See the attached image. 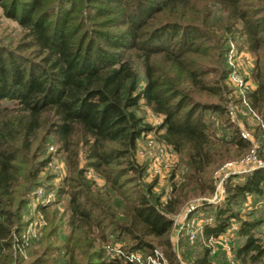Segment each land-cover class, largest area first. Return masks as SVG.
Wrapping results in <instances>:
<instances>
[{
  "label": "trees",
  "instance_id": "obj_1",
  "mask_svg": "<svg viewBox=\"0 0 264 264\" xmlns=\"http://www.w3.org/2000/svg\"><path fill=\"white\" fill-rule=\"evenodd\" d=\"M0 7L18 26L0 44V264H133L105 256L102 245L115 242L125 252L159 245L168 264H179L166 236L173 216L191 196L210 195L213 170L249 147L226 113L229 43L239 40L254 56L246 99L264 114V0H0ZM140 107L159 123H146ZM212 114L220 124L208 120ZM150 131L184 169L163 199L153 181H142L145 167L134 158ZM47 138L67 173L54 200L36 205L43 224L31 248L23 240L32 220H22L24 195L54 178ZM236 176L226 178L220 203L205 204L213 215L200 235L177 240L187 264H230L212 260L209 239L232 221L241 241L231 261L264 264L262 219L231 208L264 193V167Z\"/></svg>",
  "mask_w": 264,
  "mask_h": 264
},
{
  "label": "rangeland",
  "instance_id": "obj_2",
  "mask_svg": "<svg viewBox=\"0 0 264 264\" xmlns=\"http://www.w3.org/2000/svg\"><path fill=\"white\" fill-rule=\"evenodd\" d=\"M17 29H18V26H17L16 22L6 18L3 15L2 8L0 7V44L5 45L6 40H8L10 38L12 39V36L17 31ZM262 35H264V33ZM238 41L239 40H236V42L231 43V45L237 51L236 52L237 58H236L235 69L237 70L238 74L241 77H245L249 81H252L250 73H251V68L253 65L254 56L250 51H248L245 48V44H243V43L241 44ZM226 44H225V46H226ZM225 50H226L225 53H223V57L225 55V64L223 63V65H226V67L228 69V64L226 62L227 49H225ZM141 77H142V75H141V72L139 71L140 81L142 80ZM224 84L227 86L228 90L231 88L227 83L226 77L224 79ZM252 85H253V82H252ZM226 97H228V98L231 97V98H229V101L227 103L223 102L224 104L226 103V106L229 104L236 103V102H233L235 100V98H234V95L232 92H230L229 94H226ZM137 114L143 116L145 122L149 123L152 127L156 126L160 121V116L153 114L146 107H140L139 109H137ZM215 116H216L215 114H212L208 120L210 122H212L213 125L216 126V125L220 124V120L219 119L215 120ZM205 118H207V116H205ZM259 118L263 122L264 121V114H259ZM229 121H230V119H229ZM238 121L240 122L239 123L240 127H242L243 129H246L250 133V135L252 136L253 141L258 144L257 149H255V156H257L262 161H264L263 158H261V156L259 155V150L261 147L260 143H262V141H263V138L261 136V133H262L261 127H259L257 125V122L255 120H253L252 118H250L248 116H247V118H246V116H245V118L239 117ZM230 122H232V121H230ZM233 125L236 128H238L235 123H233ZM263 127H264V125H263ZM227 129L228 128H223V131L225 132V131H227ZM149 141H151V143H149ZM161 145H165V144H163L159 140L156 133H153L151 131L147 132L145 135H143L141 138H139L137 140L134 158H135V162L138 165H143L145 167L144 172L142 174V181L144 183L153 181L154 186H153L152 192L155 195L156 194L163 195L162 196V199H163L168 194V192L170 191V184L173 181L177 182L179 180V176L181 175V173L184 169L179 164L178 157L175 153L173 156L170 155V153H168L169 152L168 149H166V148H165V153H164V149H162L161 152H159L158 148ZM54 148H55V144H54L52 138H47V142L45 144L43 154H47V153L50 154L51 153V158L47 164L46 171H48V173L52 174L54 178L52 179V181H49V184H50L49 187H45L44 185H38L35 187H31L29 189V192L26 195H24V197L27 200V203H26L24 210L22 212V218H23L22 220L31 218L32 219L31 221H34L36 219H39V214L35 210L36 205L37 204H47V203L38 202L35 204L34 199H33L34 198V191L37 190L38 188H41V189H43V192L45 195L52 194L51 200H50V202H52L54 200V197H55L53 187L58 185L59 180L64 175H66V173H67L66 165H65V162H64L62 155L56 154L54 152ZM159 153H162L161 157L164 159L163 162H165V163L164 164L161 163L158 166V170H159L158 175H149L147 170H146L147 164H148V162L151 161L150 158L153 155L159 156ZM231 153H232L231 156L228 159H226L225 161H228V160L229 161H236V160H238L241 156H243L244 151H239L238 153L236 151H231ZM84 164H85V160L83 159L82 155L79 154V156H78L79 167H84ZM213 167H211V169ZM241 167H243V166H241ZM243 174H245V173L242 172V173L235 174L237 176L234 179L235 180L241 179L242 176H240V175H243ZM85 175L89 180L93 181L96 186L102 187L104 185L103 178L100 175H98L96 172H94L92 169L86 168L85 169ZM207 196L208 195L193 196V197L191 196L183 204V206H181L179 211L173 216L172 226L169 229V231L167 232L166 236H167L169 242L172 244L171 247L174 249L175 253H177L178 262L182 261V262L187 263V260L190 258L189 257L190 254H187L186 256H184L182 254V249L176 248L177 240L180 237H182L181 234L185 232V227H183V225H182L184 223V222L182 223L183 214L186 211L187 206L191 204V205L195 206L194 209L196 210V211L193 210L189 213L191 215V217H193L197 220L198 219L203 220L207 217H212L213 210L211 209V207L203 209L205 207V204H203V203L201 204V202L198 200L199 198H204ZM56 208H58L60 210V205H56ZM231 208L233 211L237 212L239 217L244 216V214H248L249 216H253L255 218L262 219L261 224L259 226H257V228H256V233L259 236L264 237V193L260 194V195L250 193V194L246 195L245 198L239 200ZM235 223H236L235 221H232L231 225H235ZM198 235L199 234L197 233L196 236H198ZM110 239H111V237H110ZM240 241H241V239L238 236H236L235 234H233L231 237H229V239L227 240V245L229 247L228 252L225 250V248L223 246L219 245L217 242L210 243V247H211L210 256L212 257V260L213 261L221 260V261H227V262H229L230 259L233 260V251L231 250V248L233 247V249H234L240 243ZM34 242H37V240L32 239L30 241L29 244H30L31 248L35 247ZM156 248H158L162 251V247H160L159 245H156ZM195 249L198 250L197 247H195ZM189 250H192V248ZM165 264H168L166 260H165ZM179 264H180V262H179ZM231 264H240V263L233 261Z\"/></svg>",
  "mask_w": 264,
  "mask_h": 264
},
{
  "label": "built area",
  "instance_id": "obj_3",
  "mask_svg": "<svg viewBox=\"0 0 264 264\" xmlns=\"http://www.w3.org/2000/svg\"><path fill=\"white\" fill-rule=\"evenodd\" d=\"M236 49L229 43L226 53V62L228 64V72L226 75V80L228 85L232 89V93L234 97L239 99V102L229 104L226 106V113L230 121L235 123L238 127L239 135L241 138L246 139L249 142V147L246 153L241 156L236 161H225L218 165L212 172V180H213V191L210 195L204 198H199L198 200L201 202V204H218L221 202L223 195H224V183L228 176L235 175L237 173H248L256 168H263L264 167V161H262L260 158L255 156V149H257L258 144L255 143L252 139V136L250 133L246 130L240 127L238 118H247L250 117L253 120L257 122V125L261 127L262 133L261 136L264 139V127L263 122L259 118V115L251 110L248 106L246 94H248L253 88L254 84L252 85V81H249L245 77H241L236 67V58L237 53ZM235 58V59H234ZM151 143V141H149ZM257 144V145H256ZM165 148L168 149V153L170 155H174V152L170 149V147L166 145L159 146V152H161L162 149ZM257 151V150H256ZM162 153H159V156L153 155L150 158V162H148L146 170L149 175H158L159 170L158 166L163 162V158L161 157ZM243 166V167H241ZM52 194L45 195L43 192V189L38 188L34 191V203L42 202V203H48L51 200ZM195 206L188 205L186 208V211L183 214V220L182 225L185 227V233H187V238L189 242H192L194 240V237L197 235V233L200 235L201 233V226L203 222L210 223L211 217H207L205 219H195L191 217L189 214L191 211L195 210ZM186 222V223H185ZM43 224L41 217L39 216V219H36L34 221H30L27 224L26 230L23 234V240L25 242L33 240H37L40 237V226ZM236 225H230L225 229L224 232L219 234L215 239L210 238L209 243L217 242L219 245L223 246L225 250L228 252L229 247L227 245V240L229 237H231L235 232ZM32 238V239H31ZM102 248L104 250L105 256L109 259L115 258L120 259L123 261H129L133 264H165V259L163 257V253L158 248H153L149 253H141L138 251L133 252H125L120 243H106L102 245ZM180 264H187L185 262L179 261ZM229 263L231 264L232 261L230 259Z\"/></svg>",
  "mask_w": 264,
  "mask_h": 264
}]
</instances>
